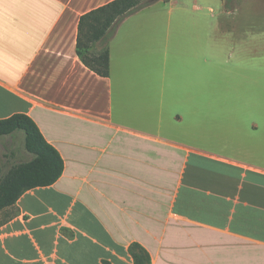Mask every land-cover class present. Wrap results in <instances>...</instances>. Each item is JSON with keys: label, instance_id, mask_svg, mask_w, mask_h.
<instances>
[{"label": "crops", "instance_id": "1", "mask_svg": "<svg viewBox=\"0 0 264 264\" xmlns=\"http://www.w3.org/2000/svg\"><path fill=\"white\" fill-rule=\"evenodd\" d=\"M113 1L0 0V120L30 117L64 162L55 184L0 211L15 212L0 223V264H135L134 243L150 264H264V46L245 47L262 23L236 28L240 13L199 5L214 0L152 3L119 26L105 78L77 38ZM224 32L244 40L216 46ZM53 117L109 137H75Z\"/></svg>", "mask_w": 264, "mask_h": 264}, {"label": "trees", "instance_id": "2", "mask_svg": "<svg viewBox=\"0 0 264 264\" xmlns=\"http://www.w3.org/2000/svg\"><path fill=\"white\" fill-rule=\"evenodd\" d=\"M169 1V0H165ZM233 0H225L230 8ZM153 0H115L91 11L80 19L77 55L83 64L101 77H109V44L121 23L150 6ZM96 47L100 48L96 51ZM17 133L24 135V149L31 156L2 171L0 158V211L13 207L27 191L55 184L63 174L60 153L43 137L36 123L24 114L0 120V140ZM135 264H150V254L137 243L129 247Z\"/></svg>", "mask_w": 264, "mask_h": 264}, {"label": "rangeland", "instance_id": "3", "mask_svg": "<svg viewBox=\"0 0 264 264\" xmlns=\"http://www.w3.org/2000/svg\"><path fill=\"white\" fill-rule=\"evenodd\" d=\"M152 1V0H150ZM179 2H183L185 4H188V8L190 11L193 9V3L194 0H178ZM199 5L202 7H205V9L208 11L209 8H212L214 10V13L216 15H219L224 12V11H231V12H236L240 13L241 15L238 17L239 19L237 21L233 22V25L236 28H244L245 26L248 29L254 28L255 24L257 22V28L259 29V24L260 22L263 25V35L260 36L259 32L257 35V40L252 41L250 44L251 37L247 32L245 34L248 35L247 37V42H249L245 47H254L259 44H263L264 46V0H233L231 7L230 8H224L222 5L221 0H214V3L210 4H202V2H199ZM152 10H158L164 13H168L171 10V5L169 1L165 0H155L153 1V4L149 7ZM250 15V16H249ZM256 18L258 20L251 21L250 18ZM219 24H223L224 20L219 19L217 21ZM260 28H262L260 26ZM243 32V31H242ZM240 32L239 34H232L229 35L228 33H221L217 35L214 40H215V45L216 46H228V47H234L236 44H239L237 41L244 40V34ZM241 36V37H239ZM213 39V38H212ZM100 48L96 47V51L98 52ZM238 56V55H237ZM250 54L249 57L246 61L247 62H252L254 61L253 58L256 57V55ZM244 57V58H246ZM238 61V57L235 56V58L231 59V65L234 67L235 62ZM258 88V85H248V92H255L256 89ZM52 122H55L57 127L59 128H72V135L73 136H78L82 137L83 136L87 137L86 139L92 140L98 138L99 140H107L108 135L106 134L105 136H99V134L96 132V128L93 127L90 124L83 123L80 121H73L71 119H65L62 117H53ZM2 147L0 149V157L2 159V162L5 164V171H7L11 166L16 165L17 163L21 161H25L29 159L28 155H26L24 151V141H23V136H14V137H7L4 139L2 142ZM122 151H125L127 153V148H121ZM13 152V154H12ZM71 156L73 157L74 160L81 159L83 158V150L81 154V150L78 149H73L70 151ZM12 155V156H11ZM120 164H122V160H119ZM14 211H10L6 214L0 215V223L6 221L9 217L14 215Z\"/></svg>", "mask_w": 264, "mask_h": 264}, {"label": "water", "instance_id": "4", "mask_svg": "<svg viewBox=\"0 0 264 264\" xmlns=\"http://www.w3.org/2000/svg\"><path fill=\"white\" fill-rule=\"evenodd\" d=\"M153 1H155V0H153Z\"/></svg>", "mask_w": 264, "mask_h": 264}]
</instances>
